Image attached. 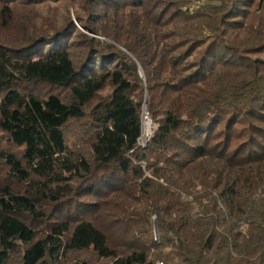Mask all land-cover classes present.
<instances>
[{
	"label": "trees",
	"instance_id": "trees-1",
	"mask_svg": "<svg viewBox=\"0 0 264 264\" xmlns=\"http://www.w3.org/2000/svg\"><path fill=\"white\" fill-rule=\"evenodd\" d=\"M0 29V264H264V0H0Z\"/></svg>",
	"mask_w": 264,
	"mask_h": 264
},
{
	"label": "rangeland",
	"instance_id": "rangeland-1",
	"mask_svg": "<svg viewBox=\"0 0 264 264\" xmlns=\"http://www.w3.org/2000/svg\"><path fill=\"white\" fill-rule=\"evenodd\" d=\"M25 2H23V3L25 4ZM49 7H51V9L57 10L58 7H60V6L52 5V6H49ZM33 9L35 10L34 13L39 14V15L46 13V7L37 6V8L33 7ZM74 21H75V18H74ZM3 35H4V31H2L0 29V38ZM31 92L34 93V95L38 96L39 98H46L52 93L61 94L62 97H67L68 96V93H67L66 89H60V88H57V87H50V86H47V85L35 86V87H33L31 89ZM73 130H75V129H73V127H69L68 131H69V135L70 136H72ZM153 131H154V126H153ZM10 150H12V146H10L9 143H7L6 136L4 134L0 133V153L3 152V151H10ZM13 151L15 153L19 154L17 149L13 148ZM7 174H8L7 165L4 164V163H0V189L2 187H5L9 183V180L6 179ZM150 224H151V236L153 237V239H155V236H157L158 239H159L160 238L159 237V231H158L157 225L155 223V217L154 216L151 217ZM155 233H157L158 235L155 234ZM160 242H161V240H160ZM78 255H84V256L87 257V253H84V254L77 253V255H71L69 259H62L60 262H57L55 264H69V263H71L70 261L71 260L73 261ZM15 257L16 256L13 255V259H12L11 264H16ZM157 263H161V262H157ZM100 264H102V262ZM105 264H108V263H105Z\"/></svg>",
	"mask_w": 264,
	"mask_h": 264
},
{
	"label": "built area",
	"instance_id": "built-area-1",
	"mask_svg": "<svg viewBox=\"0 0 264 264\" xmlns=\"http://www.w3.org/2000/svg\"><path fill=\"white\" fill-rule=\"evenodd\" d=\"M146 122H151V125H152V131H151L149 134H147V133L145 132V130H144V124H145ZM152 135H153V123H152V121L149 119L147 112H145V113H144V116H143V133H142V136H141V138H140V140H139V146H141V147H145V146L147 145L148 141L150 140V138L152 137ZM155 234H157V233H155ZM157 235H158V234H157ZM155 240H156L157 242H160V238L158 239L157 236H155ZM157 264H162V263H157Z\"/></svg>",
	"mask_w": 264,
	"mask_h": 264
},
{
	"label": "bare ground",
	"instance_id": "bare-ground-1",
	"mask_svg": "<svg viewBox=\"0 0 264 264\" xmlns=\"http://www.w3.org/2000/svg\"><path fill=\"white\" fill-rule=\"evenodd\" d=\"M144 130L147 134H149L152 131V125L151 122H146L144 124Z\"/></svg>",
	"mask_w": 264,
	"mask_h": 264
}]
</instances>
